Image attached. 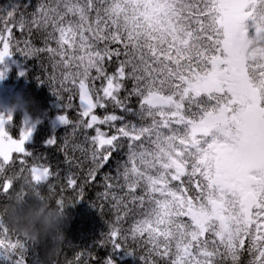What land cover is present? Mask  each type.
<instances>
[{"label": "snow or ice", "instance_id": "1", "mask_svg": "<svg viewBox=\"0 0 264 264\" xmlns=\"http://www.w3.org/2000/svg\"><path fill=\"white\" fill-rule=\"evenodd\" d=\"M18 8H0V64L47 55L56 95L68 93L63 109L78 99L77 119H57L83 137L72 151L86 154L88 178L122 152L104 177L112 248L140 242L143 264H242L245 254L264 264V0H41L30 20H16ZM14 29L42 33V46L20 48ZM12 119L0 114V193L27 178L32 192L16 195L52 199L59 171L32 162L47 160L25 149L35 126L25 121L14 138ZM70 143L61 151L71 166ZM66 182L75 189L78 178ZM23 248L0 221V249ZM84 255L76 264H91Z\"/></svg>", "mask_w": 264, "mask_h": 264}, {"label": "trees", "instance_id": "2", "mask_svg": "<svg viewBox=\"0 0 264 264\" xmlns=\"http://www.w3.org/2000/svg\"><path fill=\"white\" fill-rule=\"evenodd\" d=\"M40 2L41 0H0V8H11L13 5H17L19 8L15 14L16 20H19L21 15L30 20ZM14 34L16 40L20 41V48L25 47L24 41L27 39H31L36 46H42V33L33 30L30 35L27 30L21 32L14 29ZM7 58L8 70H6L5 76L0 78L2 83L12 87L18 93L19 99L22 97L23 100L30 101L27 111L15 110L11 113L13 118L11 134L14 138H18V128L25 121L29 126H35L32 138L26 142L25 149L35 156H47V160L32 162L50 163L54 170L59 171V176L51 181L55 185V191L51 194L52 202L55 203L56 199L62 197L64 205L68 207L66 211L69 219L64 229L66 240L54 257L55 264H76L75 258L81 252L85 254V260L88 259L89 252L92 254L91 264H104L106 259H111L113 264H143L140 256L144 254V248L140 242H133L129 239L124 251L122 248L113 249L108 238L110 228L116 224V212L110 199H105L103 196L106 191L104 177L106 174L116 175L117 161L123 159L122 152L114 153L113 159L96 174L94 180L88 178L87 173L91 165L86 154L78 150L72 151V145L81 143L83 137L78 135L72 139L69 136L71 128L66 129V126L61 125L57 119L63 111L72 120L77 119L78 99L73 100L71 108L63 109L62 103L64 105L69 103L66 98L68 93H62L63 100L56 95L59 91V76L57 75L55 82L50 78L52 74L51 61L47 55L25 58L21 53H13ZM21 72L24 73L23 76L20 75ZM97 111L99 114H103L102 110L98 109ZM89 131L90 134H93L91 130ZM53 136L57 140V145L48 146L46 141ZM65 137L71 140L66 149L68 155L73 157L71 166L65 162L64 151H61ZM69 172L78 178L75 189L69 188L67 185L66 177ZM111 182L108 181V183ZM2 183L3 180L0 179V184ZM22 185H24L23 180H17L10 195H15ZM25 190H27L26 187ZM41 190L45 195H48L46 186H43ZM7 198V195L0 193V205L6 202ZM134 218V214H130L125 221L121 222L122 227L129 228ZM10 236L13 240L19 237L12 233ZM19 238L23 242L24 248L17 249L16 253L0 249V264H17L21 257H23L24 264H49L46 258L48 241L37 244ZM127 253H131V255ZM249 259L250 257L245 254L242 257V264H248Z\"/></svg>", "mask_w": 264, "mask_h": 264}, {"label": "clouds", "instance_id": "3", "mask_svg": "<svg viewBox=\"0 0 264 264\" xmlns=\"http://www.w3.org/2000/svg\"><path fill=\"white\" fill-rule=\"evenodd\" d=\"M30 101L21 97L11 99L12 110L27 111ZM24 186L29 193L33 185L25 178ZM67 206L61 208L52 199L45 196L39 199L34 195L28 197L11 195L0 205V221L7 226L9 232L37 244L49 242L46 258L49 264H55L54 257L66 240L64 229L68 224Z\"/></svg>", "mask_w": 264, "mask_h": 264}, {"label": "rangeland", "instance_id": "4", "mask_svg": "<svg viewBox=\"0 0 264 264\" xmlns=\"http://www.w3.org/2000/svg\"><path fill=\"white\" fill-rule=\"evenodd\" d=\"M7 62L8 58L6 57L4 63L0 64V71L4 73L3 76H5V73L7 72L6 70H8ZM14 97L19 99L18 93L12 87L7 86V84H3L0 79V114L7 116L9 113L14 111L12 110L10 104L11 99Z\"/></svg>", "mask_w": 264, "mask_h": 264}]
</instances>
